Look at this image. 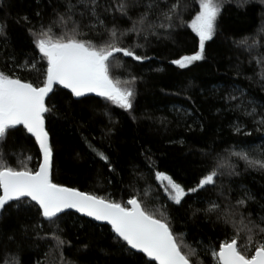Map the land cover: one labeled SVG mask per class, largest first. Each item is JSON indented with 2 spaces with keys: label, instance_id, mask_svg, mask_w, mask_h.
Returning a JSON list of instances; mask_svg holds the SVG:
<instances>
[{
  "label": "trees",
  "instance_id": "16d2710c",
  "mask_svg": "<svg viewBox=\"0 0 264 264\" xmlns=\"http://www.w3.org/2000/svg\"><path fill=\"white\" fill-rule=\"evenodd\" d=\"M100 2L115 4V0ZM181 3L185 6L183 26L157 28V34L147 35V40L143 35L125 39L124 46L144 45L135 51L150 59L136 61L118 54L119 59L110 66L114 79L134 80L127 85L134 90L132 110L95 93L75 97L65 89L53 88L46 98L52 111L45 114L53 145L52 180L116 202L139 199L148 211L171 224L182 250L187 253L190 246L199 252L203 264H216L211 251L206 250L209 245L218 250L220 243L231 238V229L216 214L201 211L193 216L194 210L209 208V201L227 209L225 196L234 205L247 191L254 199L247 201L244 211L258 220L264 215V171L232 157L224 161V175L217 177L216 187L209 185L199 193H190L180 205L169 199L164 188L167 182L157 180L155 174L164 173L187 190L214 166L218 155H227L225 150H243L253 157L255 150L264 153V126L236 107L242 102L248 111L252 107L257 112L264 110V80L258 63L264 54V2L222 0L215 33L205 42L204 59L184 68L172 61L199 51V38L190 27L199 0ZM65 4L66 0H0V23L7 24L6 37L0 36V71L33 83L43 79V70L32 69L31 58L39 57L33 37L28 26L17 20L27 16L39 27L42 20L55 15L53 9L63 12ZM141 11L143 8L133 9L130 14L135 19ZM113 16L121 29L131 26L118 12L109 11L103 14L108 27ZM59 31L54 30L56 34ZM245 38L248 44H240ZM25 61L29 63L22 67ZM41 64L46 69V61L37 63V69ZM229 96L237 99L229 101ZM237 127L242 131L238 133ZM0 150L9 166H38L37 144L22 126L9 130ZM98 153L106 155L110 163ZM231 166L240 174L228 175ZM221 186L223 196L219 195ZM37 209L35 203L22 198L0 210V264L6 259L15 264L14 257L20 264H143L148 260L143 253L129 249L107 224L72 211L51 223ZM54 233L68 243L58 245ZM240 243H245L243 238Z\"/></svg>",
  "mask_w": 264,
  "mask_h": 264
},
{
  "label": "snow or ice",
  "instance_id": "6c2138e0",
  "mask_svg": "<svg viewBox=\"0 0 264 264\" xmlns=\"http://www.w3.org/2000/svg\"><path fill=\"white\" fill-rule=\"evenodd\" d=\"M221 7L222 0H199V10L190 24L192 31L199 38V51L194 55L175 59L173 64L184 68L193 61L204 59L205 42L211 40L215 33ZM139 8H143V11L134 19L130 12ZM184 8L181 0H115L114 6H105L100 0H76V3L66 0L65 10L60 12L53 9L55 15L48 21L42 20L39 27L33 25L27 16L17 20V23L23 22L28 26V32L33 37L32 42L39 57L31 58L32 69L38 72L43 70V79L33 83L0 71V143L7 138L9 130L22 126L23 130L34 137L42 154V162L36 169L27 166L12 167L4 162L5 154L0 150V210H4L10 201H21L22 198L28 197L38 206L39 215L55 223L59 214L66 209H75L97 221H107L116 237L129 249L143 253L149 258L143 261V264H203L199 259V252L190 246L187 253L182 250L171 224L148 211L139 199L129 198L126 202H116L54 183L53 145L50 142L49 130L45 126V114L52 111L46 106V98L53 92L55 85L69 89L75 97L96 93L120 108L132 110L134 90L127 85L134 83V80L122 82L114 79L110 73L112 62L119 59L118 54L136 61L150 59L135 51L144 45L137 43L124 46L125 39L133 35L140 38L143 35L147 40V35L157 34V28L183 26ZM109 11L118 12L119 18L130 21L131 26L121 29L115 23L117 17L113 16L112 26L108 27L103 14ZM36 15L40 16V13ZM77 15L79 19L74 18ZM6 28V23H0V36L6 37ZM85 28L87 32L83 31ZM55 29L60 30L59 34L54 32ZM261 31L264 32V29ZM94 40L96 42H93ZM239 43L247 45L248 39L245 38ZM261 46L264 47V44ZM41 61H46V69L43 64L37 69V63ZM28 63L25 61L22 67H27ZM258 63L262 68L261 80H264V54L260 56ZM227 99L231 101L237 97L229 96ZM52 107L55 108V105ZM236 107L243 109L244 114L252 118L254 123L264 126V110L257 112V109L252 107L251 111H248L242 102ZM257 115L260 116L259 120L256 119ZM236 131L239 133L242 129L237 127ZM93 150L95 151L94 148ZM225 151L227 155L223 158L218 155L214 166L206 170L196 185L187 190L164 173L156 172V179L167 182L164 188L169 199L180 205L190 193H199L209 185L216 187L217 177L224 175V161H231L232 157L245 161L247 167L264 171V153L253 157L250 152L243 150ZM98 155L100 159L109 162L103 153ZM227 174L231 176L240 173L235 166H231ZM219 195H224L222 186ZM253 199L254 197L245 191L234 205L230 203L229 197L225 196L228 201L227 209L215 201H209V208L194 210L193 216L201 211L205 215L216 214L217 219L226 228L231 229V238L220 243L218 251L212 245L206 250L211 251L216 264H264V215L257 220L252 218L251 213L244 211L247 201ZM56 227L59 229V225ZM242 238L245 241L243 245L240 243ZM53 239L61 246L68 243L55 233ZM13 259L15 264H20L18 257ZM5 264H9L8 259Z\"/></svg>",
  "mask_w": 264,
  "mask_h": 264
},
{
  "label": "water",
  "instance_id": "95a60500",
  "mask_svg": "<svg viewBox=\"0 0 264 264\" xmlns=\"http://www.w3.org/2000/svg\"><path fill=\"white\" fill-rule=\"evenodd\" d=\"M55 86H57V87H59V88H62V89H65V88H63V86H61V85H55ZM54 86V87H55ZM65 90H67V91H69L70 92V90L69 89H65ZM71 93V92H70ZM85 94H87V93H85ZM96 94V93H95ZM37 147H38V145H37ZM38 151H39V148H38ZM39 154H40V158H39V163H41L42 162V154L39 152ZM39 163H38V165H39ZM38 167V166H37ZM63 186H65V185H63ZM66 187H68V186H66ZM71 188H74V187H71ZM77 189V188H76ZM78 190H80V189H78ZM80 191H82V190H80ZM83 192H85V191H83ZM24 198H27V199H29L30 200V198H28V197H24ZM31 201V200H30ZM11 202V201H10ZM33 203H35L34 201H32ZM68 211H72V212H75L76 214H78V215H80V216H83V217H86V218H88V219H90V220H92V221H95V222H97V223H104V224H107L108 226H110V228H111V225L110 224H108V222L107 221H97V220H95L94 218H92V217H88V216H86V215H84L83 213H80V212H77L75 209H66L64 212H68ZM63 212V213H64ZM62 214V213H61ZM60 215V214H59ZM44 218V217H43ZM45 219V218H44ZM46 220V219H45ZM111 230H112V228H111ZM113 232V231H112ZM114 233V232H113ZM115 234V233H114ZM116 235V234H115ZM129 248V247H128ZM131 250H133V249H131ZM133 251H136V250H133ZM218 251V250H217ZM147 259H149L148 257H147ZM156 263V262H155Z\"/></svg>",
  "mask_w": 264,
  "mask_h": 264
},
{
  "label": "rangeland",
  "instance_id": "374dc122",
  "mask_svg": "<svg viewBox=\"0 0 264 264\" xmlns=\"http://www.w3.org/2000/svg\"><path fill=\"white\" fill-rule=\"evenodd\" d=\"M263 150H261V149H259V150H255V152H253V154H255V155H257V154H259V153H261ZM213 259H214V261H215V258L213 257ZM215 263H216V261H215Z\"/></svg>",
  "mask_w": 264,
  "mask_h": 264
}]
</instances>
